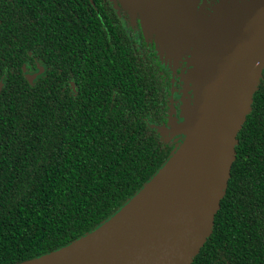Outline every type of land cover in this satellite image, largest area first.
<instances>
[{"label":"trees","instance_id":"16d2710c","mask_svg":"<svg viewBox=\"0 0 264 264\" xmlns=\"http://www.w3.org/2000/svg\"><path fill=\"white\" fill-rule=\"evenodd\" d=\"M47 71L30 84L23 66ZM0 264L58 250L113 216L175 150L171 76L110 0H0ZM74 85L78 87L76 91ZM260 92L213 233L192 264H264Z\"/></svg>","mask_w":264,"mask_h":264},{"label":"water","instance_id":"95a60500","mask_svg":"<svg viewBox=\"0 0 264 264\" xmlns=\"http://www.w3.org/2000/svg\"><path fill=\"white\" fill-rule=\"evenodd\" d=\"M118 2L140 19L146 38H155L163 64L175 70L190 55V68L180 74L188 95L180 120L171 100L167 126L157 127L165 142L182 141L140 191L93 231L15 264H192L213 233L238 134L264 69V0H222L208 14L196 13L197 0ZM46 71L45 65L23 66L30 84Z\"/></svg>","mask_w":264,"mask_h":264},{"label":"flooded vegetation","instance_id":"af4514ba","mask_svg":"<svg viewBox=\"0 0 264 264\" xmlns=\"http://www.w3.org/2000/svg\"><path fill=\"white\" fill-rule=\"evenodd\" d=\"M114 1L118 3V7L116 9H117V14L119 16L120 25L123 26L125 30L128 32L130 39L133 42V46L140 53L153 58L157 57L158 60L161 62L160 56L157 51L155 38L151 37L150 35H148L146 38L141 28L140 19L138 17L132 19L129 16V14L120 6L118 0H110V2L113 3V5H114ZM221 1L222 0H197L196 13L207 12L208 14V12L213 11V9ZM189 56L190 55L188 53L185 54V56L183 55L182 58L178 61L179 66L175 70L170 68L168 64L166 65L161 62L162 65H164V67L167 68L168 71L170 72L171 83H172L171 93L173 94V97H171L172 99H170V101L172 100L173 101L172 105L175 106L176 113L174 117L177 121L180 120V112H181L180 107L183 105V100H186L188 98L187 93H184L183 82L181 81L180 74L182 72L187 73L188 69L190 68L186 61ZM256 92H260L258 98V105L259 107L264 109V69L262 71L259 87ZM188 93L190 94L191 91H188ZM167 122L165 124L166 126H167ZM170 141H174L175 147L177 148V143H180L182 141V136H177Z\"/></svg>","mask_w":264,"mask_h":264}]
</instances>
